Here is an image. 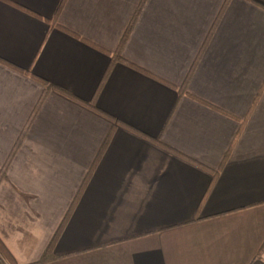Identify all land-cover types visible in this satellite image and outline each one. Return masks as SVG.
<instances>
[{
	"label": "crops",
	"instance_id": "0c3cea01",
	"mask_svg": "<svg viewBox=\"0 0 264 264\" xmlns=\"http://www.w3.org/2000/svg\"><path fill=\"white\" fill-rule=\"evenodd\" d=\"M62 1L0 0V58L23 70L0 62V171L31 121L0 181L13 260L38 261L113 127L56 89L91 101L130 28L94 100L119 124L45 264H264V0L215 26L225 0Z\"/></svg>",
	"mask_w": 264,
	"mask_h": 264
},
{
	"label": "trees",
	"instance_id": "16d2710c",
	"mask_svg": "<svg viewBox=\"0 0 264 264\" xmlns=\"http://www.w3.org/2000/svg\"><path fill=\"white\" fill-rule=\"evenodd\" d=\"M63 1H64V0H63ZM63 1H62V3H63ZM143 1H144V0L141 1V4L143 3ZM227 2H228V0H225V1H224L223 5H222V7H221V9H220V11H219V14H218V16H217V19H216V21H215V23H214V26H215L216 22L218 21V18L220 17L221 13H222V12L224 11V9L226 8ZM62 3H61V5H62ZM141 4L139 5V7L141 6ZM20 8L23 9V10H25V11H27V12H29V13H31L30 11H28L27 9H25V8H23V7H20ZM59 8H60V7H59ZM138 10H139V9H138ZM138 10H137V12H138ZM136 14H137V13H136ZM129 29H130V28H127V30L125 31V33H124V35H123V37H122V39H121V42H120V44H119V47H118L113 53H111V55H110V61H109L108 65H107L106 70L104 71V74H103V76H102V78H101V80H100V83H99V85H98V87H97V89H96V91H95V94H94L93 98L91 99V101H89V102H83V101H80V100L74 98L71 94L67 93L66 91H64V90H62V89H56V90H57L60 94H62L63 96H65V97H67V98H70V99H73V100H75L76 102H78L79 104H81V105H83V106L89 108L90 110L94 111L95 113H97V114H99V115H101V116L107 118L109 121H111V123L113 124V127L116 126V125H118L119 122H117L115 119L111 118V117L108 116L107 114H105V113H103L102 111H100L99 109H97V107L95 106V102H94V100H95V97L97 96L99 90L101 89V87H102V85H103L105 79L107 78V76H108V74H109V72H110V70H111V67H112L115 63H117V62H121V63L127 64V65H131V64L128 63V62H127V61L121 56V54H120V49H121V47H122V44H123V43L125 42V40H126V37H127V35H128V32H129ZM212 30H213V27H212L211 31H212ZM207 39H208V37H207ZM0 62H1V63H5V64H7V65H10V66H12L14 69H16V70H18V71H23L22 69H20V68H18V67H15V66H13V65H11V64H9V63H7V62H5V61L2 60L1 58H0ZM189 76H190V73L188 74L187 78H188ZM31 77L34 78L33 75H31ZM35 79H36V78H35ZM39 81H40V80H39ZM40 82L44 85V91H43V94H42L41 98L39 99V101H38V103H37V105H36L35 111H36V110L39 108V106L41 105L42 101L44 100V97H45L46 93L48 92V90L51 89V86H50L48 83H46V82H44V81H40ZM181 89H185V88H184V84H183V86L181 87ZM259 95H260V92H259V94H257V96L255 97V99L253 100V103H252L251 107L249 108V111H248V113H247V115H246V117H245V119H244V122L239 126V128H238V130H237V132H236L235 138H234V140L232 141V143H231V145L229 146V148H228V150L226 151V153L224 154L223 159H222V161H221L219 167H218L215 171H213V173H212V180H211V183H210V185H209V187H208V189H207V191H206V193H205V195H204V197H203L202 202H204V200L206 199V197H207L208 194L210 193L212 187L214 186V184H215V182H216V180H217V177H218V173L221 171V169L223 168L224 164L226 163L227 158L229 157V155H230V153H231V151H232V149H233V146H234L236 140L238 139V137L240 136V134H241V132H242V130H243V127H244V123H245V121L248 119V117L250 116L251 112L253 111V109H254V107H255V105H256V102H257V100H258ZM190 96H191V95H190ZM192 97H193V96H192ZM32 118H33V115L31 116L30 120H31ZM30 122H31V121H28V122H27V124H26L25 128L23 129V131H22V133H21L19 139L16 141V143H15L14 147L12 148V150H11V152H10V154H9V156H8V158H7L6 162H5V164H4V166L2 167V169H1V171H0V181L4 178L5 173H6V169H7L8 165H9L11 159L13 158V156H14V154H15L17 148L19 147V144H20V142H21V140H22V138H23V136H24V134H25V132H26V130H27V128H28V125L30 124ZM113 127H112V129L107 133V135L104 137V139H103V141H102V143H101V145H100L99 151H98V153H97V155H96V157H95V160H94V162H93V164H92V167H91L90 171L88 172V174L86 175V177H85L83 183L81 184V186H80V188H79V191H78V193H77V195H76V197H75L73 203L71 204L70 208L68 209V211H67V213H66L64 219L62 220V222L59 224L58 228L56 229V231H55L54 234L52 235L51 239L49 240L48 244L46 245L45 249L43 250V252H42L40 258L38 259V261L35 262V263H33V264H45V263L53 262V261H55V260L58 259V258L54 255V253H53V251H54V247H55V244L57 243V241H58V239H59V237H60V235H61V233H62V231H63V229H64V227H65V224H66L68 218L70 217V215H71V213H72V211H73V209H74V205L76 204V202H77V200H78L80 194L82 193V191H83V189H84V187H85V185H86V183H87V181H88V179H89V177H90V175H91L93 169H94L95 166L97 165L98 161L100 160L101 156H102L103 153L105 152V150H106V148H107V146H108V144H109V142H110ZM139 135H141V136H143V137H145V138H148L149 140H151V141L157 143V144L160 145V146L166 147V146H164V145H163L159 140H157V139H153V138H151V137H147V136H146L145 134H143V133H139ZM0 254L5 258V260L8 262V264H17V263L13 260V258L10 256V254L7 252V250L4 248V246L2 245L1 242H0Z\"/></svg>",
	"mask_w": 264,
	"mask_h": 264
}]
</instances>
